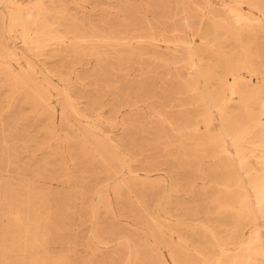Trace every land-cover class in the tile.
Segmentation results:
<instances>
[{"label":"bare ground","instance_id":"1","mask_svg":"<svg viewBox=\"0 0 264 264\" xmlns=\"http://www.w3.org/2000/svg\"><path fill=\"white\" fill-rule=\"evenodd\" d=\"M68 1L0 0V138L3 145L0 172L4 169L10 171L21 160V151L17 145L9 144V140L13 139L15 120L25 119L18 115L29 107L38 119L49 120L45 130L57 137L55 152L63 153L67 162L75 160L76 150L92 161L97 159L110 178L118 177L114 186L118 196L123 189H131L137 184L135 180L142 178V183L146 180L155 183L152 178H160L161 174L150 172L158 170L159 160L151 162L144 176L135 173L123 157L126 155V141L114 139L99 127L100 123L106 122L115 128L117 117L122 113L118 106H127L131 116H141L147 124L151 123L141 127L142 131H147L156 147H162L174 162L181 165L184 161L186 169L195 170L197 174L205 172L215 186L223 185V189L214 194L213 201L220 214L230 215L234 220L230 239L241 226L252 224L243 249L225 256L219 264H264V233L261 232L262 223L257 220L264 218V67L254 62L253 42L250 38L245 42L242 31L248 29L251 35L257 36L258 29L263 28L264 0H219L227 12L226 17H221L212 0H202L201 3L196 0H161L160 4L148 1L154 7L162 5L164 10L175 5L182 12V21L172 34L170 30L160 28L156 19L150 20L141 14L140 7L130 2L123 3L119 14H111L108 19L96 23L85 12L82 16L68 12L64 6ZM191 4L197 8V13L190 11ZM205 18L209 28L202 30ZM253 18L255 22H251ZM197 37L200 44H197ZM228 39L234 40L238 50H225L224 43ZM69 50L78 56L97 60L93 75L95 95L88 96L84 108L73 99L72 77L65 78L59 70L48 68L52 72L50 75L31 57L35 55L46 65L48 55ZM146 59L151 64L143 66L141 61ZM137 66L149 74L142 79L147 92L143 99L134 101L129 92H125L122 98L115 95L112 102L107 101L106 97L115 93L112 90L117 88L110 80L112 72L117 70L130 78ZM160 67L166 70L169 86L175 95L187 94L190 99L185 103L177 98V110L167 109L168 101H159L158 107L154 104L147 108L134 107L139 101L155 97L149 90L157 88ZM244 72L249 75L262 73L261 85H253ZM70 73L80 79L76 69ZM214 80L218 86L213 88ZM50 87L56 89L54 94ZM55 99L61 105L60 113ZM107 105H112L111 117L105 116ZM5 106L14 114L12 124L6 122L1 113ZM256 107H259L258 112ZM200 122L204 123L203 132H199ZM124 124L121 122L122 127ZM63 130L66 133L61 138ZM250 144L263 151L256 166L250 164L249 155L254 151ZM230 145L233 153L229 150ZM41 147L47 149L51 146ZM193 151L203 158H211L209 160L214 164L203 168L201 163L205 159H201L195 165L194 160L187 157ZM17 168L27 173L28 165ZM46 168L43 167V172ZM43 172L37 177L42 178ZM0 177L11 178L0 182V201L5 215L11 219V225L0 229V264H47L48 251L42 254L39 251L46 249L55 226L50 217L30 212L32 197L36 196L45 204L46 196L34 194L29 178L22 179L9 173L7 176L0 174ZM16 179L23 181L22 188L15 187ZM248 187L251 192L247 191ZM98 194L99 205L94 208L96 216L100 208L115 213L109 190ZM186 242L187 238L181 239L180 250L173 253L175 264H209L206 258L194 263L187 253L181 254ZM227 243L229 241L223 242Z\"/></svg>","mask_w":264,"mask_h":264},{"label":"rangeland","instance_id":"2","mask_svg":"<svg viewBox=\"0 0 264 264\" xmlns=\"http://www.w3.org/2000/svg\"><path fill=\"white\" fill-rule=\"evenodd\" d=\"M148 1L150 0H77V3H73L69 0L64 6L68 12L78 16H82L84 12L87 13L94 22L98 23L108 19L111 14H119L123 9L121 6L130 2L140 7L141 14L147 15L150 20L156 19L160 28H166L172 34V30L182 21V12L175 5L171 9L164 10L162 5L154 7ZM152 1L161 3V0ZM196 1L202 2V0ZM212 2L218 8L221 17H226L227 12L223 4L219 0H212ZM190 11L197 13V8L191 4ZM254 19L251 22H255ZM61 21L66 22L65 19ZM261 23L263 28L258 29L257 36L251 35L248 29H242V31L245 42H248L247 38L253 42L254 62L264 67V21L262 20ZM208 28V19L205 18L201 29ZM62 29L64 30L65 27L62 26ZM200 43L201 40L197 37V44ZM224 45L228 52L238 50L233 39H228ZM31 57L50 75L52 74L50 69H57L65 78L72 77L73 99L79 102L82 108L87 106L88 96L95 95L96 85L93 75L97 60L94 57L78 56L73 50H69L54 56L48 55L46 65H43L35 55L32 54ZM144 61H141L143 66L151 64L147 59ZM73 69L79 72L80 79H76V75L70 73ZM158 71L160 75L157 88L149 90L151 94H155V97L145 102L139 101L134 107L147 108L150 104L158 107L159 101H168L167 109H179L177 98L186 103L190 97L187 94L179 95L180 97L175 95L169 86L170 78L165 74L166 70L160 67ZM244 73L246 79L253 85L256 87L261 85L262 73L253 75ZM148 75L145 69H140V66L133 69L130 78L123 72L114 70L110 80L117 88L112 90L115 93L111 92L106 97L107 101L112 102L115 95L122 98L125 92H129L134 101L142 100L144 94H147L142 86V79ZM53 78L55 79L54 75ZM211 86L217 87V81L214 80ZM50 91L54 94L56 89L50 87ZM55 104L60 113V103L57 101ZM111 107L112 105L105 107L106 117L112 116ZM118 109L122 113L117 117L115 128L106 122L100 123L99 127L114 139L126 141L124 145L126 155L123 157L135 173L144 176L155 159L160 163L156 167L158 170L150 173L161 174L160 178H152L156 180L155 183L151 180L142 183L144 181L142 178L135 180L137 184L132 185L131 189H123L120 196L114 192L118 177L110 178V174L104 170L97 159L92 161L76 150L75 160L67 162L63 153L55 152L57 137H52L45 130L49 125L48 119H38L33 110L26 107L23 113L18 115L25 119L15 120L13 139L9 140V144L17 145V149L21 151V160L13 165L10 171L4 169L0 174L7 176L9 173L22 179L29 178L34 194L46 196V205L33 196L30 212H39L50 217L55 226L51 230V239L45 245L46 249L39 251L41 254L48 251L47 264H175L173 253L180 250L181 239L185 238L187 242L181 250L183 252H180L183 255L187 253L194 263H199L206 258L209 264H219L225 256L238 253L243 249L249 239L252 224L247 223L241 226L235 235L232 233V239H230L231 224L234 220L230 215L220 214L217 211V204L213 201L214 194L221 191L223 185L215 186L205 172L197 174L195 170L186 169L184 161L181 165L174 162L166 155L162 147H156L155 141L151 139L147 131H142L141 127H147L151 123L147 124V120L141 116H131L130 108L127 106H118ZM256 111H259V107H256ZM1 113L4 120L12 124L14 114L9 113L6 106L1 109ZM123 121L125 126L122 127ZM199 126L201 127L199 132H203L204 123L200 122ZM65 133V130L61 131L60 137L63 138ZM168 133L171 136L174 135L171 130ZM41 145L51 147L42 149ZM250 146L254 149L253 154L249 155L250 164L256 166L259 164V155L263 151L254 144ZM2 150L0 138V164L3 160ZM229 150L233 153L232 145ZM187 157L192 158L195 165H198L201 159H205L201 163L203 168L214 164L210 161L211 158H203L195 152ZM25 165H28L27 173L23 171L24 169L20 172L17 167L24 168ZM3 166L5 168V163ZM44 166L47 168L43 172ZM206 171L209 172V170ZM39 172H43L42 178L37 177ZM9 178L0 177V182L4 183V180ZM15 182L16 188H22L23 181L16 179ZM105 189L109 190L115 213H109L105 208H100L96 216L94 208L99 205L100 194L98 193ZM247 191L251 192V187H248ZM257 220L262 223L261 232L264 233V218H257ZM9 225H11V219L5 215L4 205L0 201V229ZM224 241L229 243L223 244Z\"/></svg>","mask_w":264,"mask_h":264}]
</instances>
